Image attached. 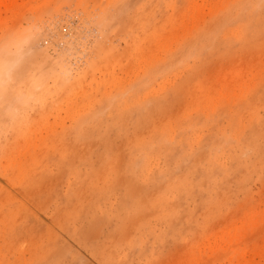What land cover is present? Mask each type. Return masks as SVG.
<instances>
[{"label":"rangeland","instance_id":"1","mask_svg":"<svg viewBox=\"0 0 264 264\" xmlns=\"http://www.w3.org/2000/svg\"><path fill=\"white\" fill-rule=\"evenodd\" d=\"M11 57L0 264H264L262 0H0Z\"/></svg>","mask_w":264,"mask_h":264},{"label":"bare ground","instance_id":"2","mask_svg":"<svg viewBox=\"0 0 264 264\" xmlns=\"http://www.w3.org/2000/svg\"><path fill=\"white\" fill-rule=\"evenodd\" d=\"M258 2H260V1H258ZM109 7V6H108ZM146 7V6H145ZM108 9V8H107ZM146 14V13H145ZM135 19V18H134ZM167 22V21H166ZM170 22V21H169ZM226 23H227V21H226ZM169 24V23H168ZM168 26V25H167ZM132 29V28H131ZM114 30V29H113ZM112 31V30H111ZM131 33V32H130ZM128 34V33H127ZM154 34V33H153ZM157 34H158V32H157ZM169 34V33H168ZM208 34V33H207ZM203 35V34H202ZM205 35H206V33H205ZM201 36V35H200ZM198 37V36H197ZM202 37V36H201ZM212 36H210L209 35V37H208V39H210ZM139 39V38H138ZM199 39V38H198ZM19 40V39H18ZM200 40V39H199ZM135 42H136V40H135ZM196 45L193 47V46H191V47H193L194 48V52L195 51H197V50H199L201 47H203L204 45H202V43H195ZM139 47V46H138ZM16 48H18L17 46H16ZM103 48V47H102ZM111 49V48H110ZM110 49H108V50H110ZM188 49H189V47H188ZM187 49V50H188ZM19 50V49H18ZM95 50V49H94ZM190 50V49H189ZM17 52V51H16ZM35 52V51H34ZM191 52V51H190ZM101 53V52H100ZM104 53V52H103ZM109 53V52H108ZM17 54V53H16ZM21 54V53H20ZM24 54V53H23ZM22 55V54H21ZM28 55V54H27ZM30 55V54H29ZM20 56V55H19ZM26 56V55H25ZM95 56V55H94ZM13 57V56H12ZM11 57V59L12 60H6V58H5V60H1L0 61V68H1V71H0V76L1 77H3V76H5V78L6 79H11V80H16L15 78H16V76L18 75V73L20 72L19 71V68L17 67V60H13V58ZM29 57V56H28ZM20 58V57H19ZM21 58H22V56H21ZM20 58V59H21ZM97 58V57H96ZM104 58V57H103ZM151 58V57H150ZM7 59H8V57H7ZM15 59V58H14ZM25 59V58H24ZM165 60V59H164ZM28 61V60H27ZM146 61V60H145ZM162 61V60H161ZM169 61V60H168ZM168 61H166L165 62V64H167V62ZM23 62H25V61H23ZM140 62V61H139ZM147 62V61H146ZM170 62H171V60H170ZM169 62V64H171ZM27 63V62H26ZM33 63V62H32ZM57 63V62H56ZM60 63V62H59ZM58 63V64H59ZM156 63V62H155ZM160 63V62H159ZM163 63V62H162ZM154 64V63H153ZM169 64H168V66L166 67L167 69H168V67H169ZM173 64V63H172ZM176 64V63H175ZM40 65V64H39ZM38 65V66H39ZM162 65V64H161ZM164 65V64H163ZM34 66H35V63H34ZM160 66V65H159ZM32 67H33V65H32ZM62 67V66H61ZM154 67V66H153ZM165 67V66H164ZM39 68H42V67H39ZM38 68V69H39ZM44 68V67H43ZM42 68V69H43ZM36 69V68H35ZM42 69H40V71L42 70ZM55 69V68H54ZM53 69V70H54ZM27 70H28V68H27ZM44 70V69H43ZM50 70V69H49ZM153 71H154V69H152ZM162 70H163V68H162ZM162 70H160V72H162L163 73V71ZM26 71V70H25ZM36 71V70H35ZM40 71H38L39 73H40ZM54 71H56V70H54ZM148 71V70H147ZM150 71H151V69H150ZM153 71L152 72H150L149 73V77L150 78H152V77H154V76H156L154 73H153ZM44 72V71H43ZM138 72V71H137ZM143 72V71H142ZM159 72V69L157 70V75L160 73ZM60 73V72H59ZM88 73V72H87ZM33 74V73H32ZM38 74V73H37ZM147 74V73H146ZM41 75H43V74H41ZM143 75V74H142ZM29 76V75H28ZM35 76H36V74H35ZM60 76V75H59ZM89 76V75H88ZM0 77V80H2L3 78H1ZM34 77V76H33ZM39 77V76H38ZM41 77V76H40ZM45 77V76H44ZM144 77V76H143ZM147 77V76H146ZM28 78V77H27ZM41 78H43V77H41ZM48 78V77H47ZM50 78V77H49ZM86 78V77H85ZM28 79H30V77L28 78ZM32 79V78H31ZM69 79V78H68ZM36 80V78L34 77V80H33V82ZM42 80V79H41ZM54 80V79H53ZM142 80V79H141ZM43 81V80H42ZM61 81V80H60ZM79 81V80H78ZM3 82V81H2ZM29 82V81H28ZM70 82V81H69ZM82 82V81H81ZM140 82H142V81H140ZM15 83H18V82H15ZM30 83V82H29ZM39 83V82H38ZM74 83V82H73ZM95 83V82H94ZM111 83V82H110ZM45 84V83H44ZM58 84V83H57ZM137 84V83H136ZM13 85H14V83L12 84V87H13ZM16 85V84H15ZM14 85V86H15ZM20 85V84H19ZM70 85V84H69ZM78 85V84H77ZM84 85V84H83ZM139 85V84H138ZM9 86V85H8ZM73 86V85H72ZM134 86V85H133ZM10 87V86H9ZM20 87V86H19ZM64 87V86H63ZM70 87H71V85H70ZM75 87V86H74ZM73 87V88H74ZM7 88V87H6ZM11 88V87H10ZM16 88H17V86H16ZM26 88V87H25ZM122 88V87H121ZM142 88H145V84H143V85H141V87H136V85H135V88L134 89H132L131 90V94L130 93H128V94H125L124 93V91H126V90H119V92H116V94H114V96H112L111 95V97L107 94L106 96H104L105 98L103 99V101H102V109H101V107H99V111L102 113V115H103V117L105 116V115H107V114H110V112H112L113 111V113L117 110L118 111V113H119V115L120 114H123V116L124 115H126V117H127V114H125V110H126V108L130 105V104H132L136 99H138L137 98V95L139 94V90L140 89H142ZM31 89V88H30ZM55 89V88H54ZM71 89V88H70ZM59 90H60V88H59ZM12 91V90H11ZM70 91V90H69ZM74 91V90H73ZM72 91V92H73ZM7 92V91H6ZM33 92V91H32ZM32 92H30V93H32ZM49 92V91H48ZM107 92V91H106ZM105 92V93H106ZM36 93V92H35ZM52 93V92H51ZM104 93V92H103ZM80 94V93H79ZM82 94V93H81ZM28 95H29V92H28ZM27 95V96H28ZM35 95V94H34ZM103 95V94H102ZM160 96V95H159ZM29 97V96H28ZM102 97V96H101ZM144 98H146L147 96L146 95H144L143 96ZM143 98V99H144ZM15 100V99H14ZM96 101V100H95ZM141 101V100H140ZM144 101V100H143ZM148 102V101H147ZM137 103H139V101L137 102ZM141 103V102H140ZM1 104V103H0ZM141 104H143V103H141ZM146 105V104H145ZM145 105L143 106L144 108H145ZM147 106V105H146ZM132 107V106H131ZM139 108V107H138ZM84 109V108H83ZM114 109H115V111H114ZM133 109V108H132ZM141 109V108H140ZM139 109V110H140ZM129 110V109H128ZM131 110V109H130ZM112 113V114H113ZM99 114V113H98ZM115 114V113H114ZM118 115V116H119ZM118 116H117V118H118ZM122 116V115H121ZM123 116H122V119H123ZM110 118H111V115L109 116ZM108 117V118H109ZM112 117H113V115H112ZM116 117V116H115ZM114 117V118H115ZM105 118V117H104ZM107 118V119H108ZM120 119H121V117H119ZM113 122V121H112ZM107 123V122H106ZM114 124V123H113ZM107 125V124H106ZM111 125V124H110ZM112 126V125H111ZM110 126V127H111ZM161 131H163L162 129H161ZM164 132V131H163ZM165 134V133H164ZM180 135V134H179ZM178 136V135H177ZM186 135H184V137H185ZM179 138H180V136H178ZM182 139H183V137H181ZM188 138H189V136H188ZM169 139H170V137H169ZM175 139H178L177 137L175 138ZM186 139V138H185ZM151 141V140H150ZM172 141H173V139H172ZM176 141V140H175ZM178 141V140H177ZM184 141H186V140H184ZM183 141V142H184ZM170 142V141H169ZM180 142V141H179ZM187 142V141H186ZM185 143V142H184ZM183 143V144H184ZM156 144L157 145H159V146H162L163 147V151L164 152H166V155H168L167 153H169V154H172L173 156H176L178 153H176L175 151L177 150V148L175 149V151H174V148L173 147H175L174 145H171L172 143H170V145H168V144H166V138L162 135V136H160V138H158V141L156 142ZM164 144H166V148H164ZM174 144H177V143H174ZM178 144H180V143H178ZM144 145V144H143ZM187 145V144H186ZM135 146V145H134ZM136 146H138V145H136ZM140 146V148H141V145H139ZM170 146V147H169ZM185 146V145H184ZM189 146V145H188ZM132 147H133V145H132ZM191 147H192V145H191ZM139 148V149H140ZM184 148H186V147H184ZM197 148V147H196ZM138 149V148H137ZM187 149H188V147H187ZM190 149V148H189ZM188 149V150H189ZM149 150V149H148ZM157 150V149H156ZM192 150V149H191ZM127 151H129V149L127 150ZM153 151H154V149H153ZM141 152V151H140ZM139 152V153H140ZM142 152H143V150H142ZM141 152V153H142ZM150 152V151H149ZM194 152V151H193ZM127 153V152H126ZM135 153V152H134ZM147 153V152H146ZM188 153V152H187ZM132 154V153H131ZM143 154V153H142ZM153 154V153H152ZM182 154V155H181ZM183 154H184V152H180V155L179 156H183ZM189 154V153H188ZM196 154H197V152H196ZM126 155H128V154H126ZM133 155V154H132ZM143 155H145V154H143ZM143 155H141V157L143 156ZM147 155H150V154H147ZM177 155V156H178ZM195 155V154H194ZM129 156V155H128ZM134 156V155H133ZM173 156H171V157H173ZM126 157V156H125ZM149 157H151V156H149ZM148 157V158H149ZM193 157V156H192ZM192 157H191V160H192ZM108 158H110V156H108ZM128 158V157H127ZM131 158V157H130ZM133 158V157H132ZM138 158V157H137ZM186 158H187V155H186ZM189 158V157H188ZM142 159V158H141ZM132 160H134V159H131V161ZM181 159H179V158H174L173 159V161H175V162H179ZM190 159H189V161H191ZM126 161V160H125ZM129 161V160H128ZM146 161H147V159H146ZM183 161V160H182ZM185 161H187V159L185 160ZM187 162V163H191V162ZM137 162H139V161H137ZM167 162V161H166ZM129 163V162H128ZM130 163H132V162H130ZM142 163V162H141ZM145 163V162H144ZM148 163V162H147ZM169 163V162H168ZM186 163V162H185ZM174 164V163H173ZM183 164V163H182ZM176 166V165H175ZM194 166V165H193ZM179 167V166H178ZM177 167V168H178ZM173 168V167H172ZM176 168V167H175ZM170 169V168H169ZM193 170H194V168H193ZM168 172V171H167ZM182 174V173H181ZM184 175V174H183ZM185 176V175H184ZM182 178H184V177H182ZM187 180V179H186ZM185 180V181H186Z\"/></svg>","mask_w":264,"mask_h":264},{"label":"snow or ice","instance_id":"3","mask_svg":"<svg viewBox=\"0 0 264 264\" xmlns=\"http://www.w3.org/2000/svg\"><path fill=\"white\" fill-rule=\"evenodd\" d=\"M262 2H264V0H262ZM55 22H56V18L55 16L53 15L52 17V24L53 26H55ZM92 36V33L91 32H88L85 34V37H84V40L87 41L88 39H90ZM41 42L43 43V36H41Z\"/></svg>","mask_w":264,"mask_h":264}]
</instances>
